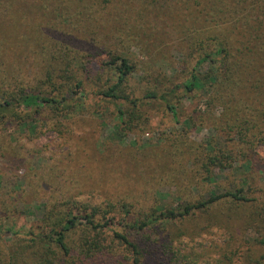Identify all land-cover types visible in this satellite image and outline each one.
<instances>
[{
    "label": "rangeland",
    "instance_id": "obj_1",
    "mask_svg": "<svg viewBox=\"0 0 264 264\" xmlns=\"http://www.w3.org/2000/svg\"><path fill=\"white\" fill-rule=\"evenodd\" d=\"M0 3L3 10L17 6L10 8L17 16L8 15L0 27L6 37L0 69L12 80L17 75L22 93L40 97L58 98L69 80L70 107L63 112L50 105L21 106L19 119L0 124V264H133L131 249L114 231L138 245L140 264L264 263L259 243L264 215L246 219L253 211L249 205L242 209L224 198L172 221L146 220L240 187L250 198H264V174L253 168L223 172L210 162L216 155L222 163L217 150L228 153L231 144L209 121L198 120L210 103L209 88L202 83L200 96L181 89L204 47L223 45L231 61L213 57L215 62L198 68L231 76L236 114L248 120L254 114L264 123V76L254 67L264 61V0ZM38 22L42 26L35 34ZM7 36H17V50ZM37 36L49 37L51 46L68 36V57L56 65L43 54L37 63ZM251 51L261 59L244 56ZM109 53L134 68L116 99L101 98L88 78H97L99 70L113 78ZM73 76L84 80L79 89L72 88ZM164 98L173 103L176 118ZM221 112L217 108L215 116ZM249 128L248 138H258L262 130L251 123ZM247 158L264 162V143L248 150ZM72 218L81 225L63 233L69 252L62 254L52 231L67 228ZM85 218L112 221L107 229L92 230ZM133 222L146 226L139 230L130 227Z\"/></svg>",
    "mask_w": 264,
    "mask_h": 264
},
{
    "label": "trees",
    "instance_id": "obj_2",
    "mask_svg": "<svg viewBox=\"0 0 264 264\" xmlns=\"http://www.w3.org/2000/svg\"><path fill=\"white\" fill-rule=\"evenodd\" d=\"M3 7L4 6L0 3V27L4 26L3 22L6 18L10 17L11 19H13L14 16H17V11H11L10 9L11 7H14L17 10V6L7 5L6 9L4 8V10ZM19 15L22 18L28 17V14L21 11H19ZM41 26L42 23L38 22V26H35L37 30V33L35 34H38L40 32L39 29L41 28ZM7 37L13 38L11 41H15L16 46L14 48L15 50H17V36ZM24 37H26V35L22 36V38ZM5 38L6 37L4 36L2 29H0V44ZM35 38H38V43H35L34 45V41L32 40L31 44L34 45V47L40 49V52H37L33 49L34 59L37 63H40L42 61V55L46 54V57H48L47 60L50 63L59 65L60 62L64 61L68 57L70 49H72L69 47L68 36H66L67 40H62L58 43L56 42L55 46H51L46 42L47 40L51 42L53 41L49 37L41 39L39 36H37ZM48 48H50V51ZM204 49L206 52L202 50V53L199 56L200 61L197 63V65H194L191 68L190 78L182 84L181 89L187 95L191 94L192 96H200L197 93V90L203 87L202 83H204L206 87L209 88L208 97L210 96V103L208 104V108L205 114L198 115V120L200 122L209 121L214 127L215 132L221 134L225 138V140L231 144L228 153L220 149L217 150V154L220 155L223 159L222 163L218 161L219 158L216 155L211 158L209 157V160L214 166H216L220 171L223 172H237L238 169H242L245 173H249L253 168L254 170H256V172L264 174V162H254L251 159L247 158L248 150H253L258 144L264 143V123L256 119L254 117V114H252L253 118L251 120H248L245 117H241L239 114H236L237 96L235 93V88L228 85V80H231V76H223V71L215 72L211 69L206 70L204 68L201 70L200 68H198V65L200 64L202 65L204 63L215 62L214 58L216 57H219L221 60L225 59L226 62L231 61L230 55L225 46L219 45L217 47V44L211 42L209 44V48L204 47ZM209 49H214V51L210 52L211 50ZM245 53H248L244 55L247 58H255V56H257L261 59V57L259 56V52H257L256 54H252V51ZM260 54L264 55V47H261ZM37 59H39L40 62ZM261 61L262 62L260 65L254 67L258 74L264 76V61L262 59ZM106 63L107 65L111 66V70L114 74L113 78L104 76L102 73H100V70L96 73L97 78H88H90V80L93 82L94 86L96 87V94H98L101 98L116 99V91L120 89L126 78L132 73L134 68L127 62L126 59L118 55H113L111 53H109V60ZM4 64V60H2V58L0 57V66H4ZM226 64L229 68L231 67L230 64ZM80 71L81 73L85 72V68H81ZM70 78L75 82L72 85V88L74 90L79 89L83 85L84 80H80V78L75 76ZM19 81L20 80L17 79V75L12 80V77L7 76V72H4L0 69V124L3 120H6L10 117L17 119V115L19 114V111L17 110L20 109L21 106H24V108H30L33 106L44 107L50 105L56 109H60L63 112L70 109V107H68L69 98L67 97L69 93V80H64L61 87L62 90L57 94L58 98H47L22 93L23 83ZM163 100L166 104V108L169 110L172 116L176 118L177 112L175 107L173 106V103L169 102L165 98ZM217 108L222 109V112L218 117H216L214 113ZM229 112H231V114L229 116H225V113ZM19 118L20 115H18V119ZM249 123L252 124L255 130H262L258 133V138H248L247 132L251 130V128H249ZM261 124L263 126H261ZM224 155L226 156L223 157ZM212 180L213 179H211V181ZM262 182V185H264V179ZM240 183H242L243 186L245 180L241 181ZM247 195L248 192H246V190H243L242 187L226 191L221 194L210 193L208 198H206L205 200L197 201L194 203H187L186 205H184L181 211L167 210L164 212H160L157 215L151 214L150 217L146 218V220L150 219V222H152V224L162 221H172L177 218L191 215L196 211L207 210L215 206L220 200L224 198H228L231 203L238 204V206H241L240 208L242 209L244 208L243 206L247 205L252 207L253 211L250 214L247 213L248 216H246V219H254L253 215L255 214H258V216L264 215V198L254 199L248 197ZM79 221L80 220H75V218H72L67 222V228H63L61 231H52V233L55 235V238L52 241L60 249L62 254H67L69 252L64 242L65 235L63 233L68 229H73L74 227H76V225H81V222ZM83 221L86 225H89L90 229L92 230H102L109 228L112 220H106L103 223H97V221H94L93 219L87 220V218H85V220ZM145 226L146 223L143 222H133L130 225V227H138L139 230H143ZM113 235L116 239L120 240L122 244L131 249V252L134 256L133 264H140L138 259V256L140 255L138 245L131 242L129 240V237H127L126 235H122L119 231H114ZM259 243L262 247H264V238H262ZM255 264L264 263L256 261Z\"/></svg>",
    "mask_w": 264,
    "mask_h": 264
}]
</instances>
